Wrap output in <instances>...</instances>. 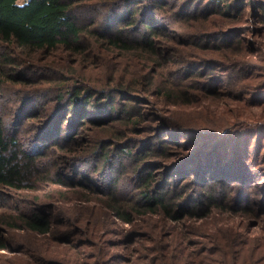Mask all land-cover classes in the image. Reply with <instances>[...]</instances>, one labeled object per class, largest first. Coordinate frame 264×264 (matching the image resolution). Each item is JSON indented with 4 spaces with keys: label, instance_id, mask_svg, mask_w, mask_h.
<instances>
[{
    "label": "trees",
    "instance_id": "1",
    "mask_svg": "<svg viewBox=\"0 0 264 264\" xmlns=\"http://www.w3.org/2000/svg\"><path fill=\"white\" fill-rule=\"evenodd\" d=\"M248 1L258 10L248 12ZM103 5L113 8L108 20L101 14ZM59 49L70 56L84 54V60L90 53L100 61L129 60V66L102 65L97 73L84 65L67 69L58 60L39 62L40 55L50 57ZM226 79L235 86L227 87ZM52 91L58 92L56 104L40 106L38 98ZM235 93L240 101L264 104V0H0V100L20 96L16 107L0 103V192L66 185L44 163L48 150L64 138L70 142L62 149L76 160L133 164L126 179L135 187L128 195L116 182L98 192L94 182L76 180L103 197L92 212L112 218L113 224L114 219L130 224L124 240L132 238L138 246L112 244L123 243L120 258L102 252L101 259L90 258L95 263L264 264V129L252 134L236 125L231 131L226 120L198 117L188 108ZM57 119L60 125L49 133ZM225 155L239 160L241 170L230 178L239 186L216 190L206 184L202 201L192 200L189 178L171 186L159 181L160 169L168 178L176 169L193 172V164L210 173L208 164L223 163ZM249 182L261 194L256 205L242 204ZM39 200L38 195L9 225L48 240L60 213ZM85 214L79 209L75 225L70 220L66 225L109 245L102 220H94L90 234L83 230ZM215 214L222 222L226 214L255 217L263 233L252 237L234 226H218ZM190 219L203 222L187 225ZM0 221L7 222L2 216ZM194 235L203 240L192 241ZM81 242L65 248L76 251L68 256L45 244L40 253L31 249L30 257L41 264H89V257L81 256ZM7 247L0 236V249Z\"/></svg>",
    "mask_w": 264,
    "mask_h": 264
},
{
    "label": "rangeland",
    "instance_id": "2",
    "mask_svg": "<svg viewBox=\"0 0 264 264\" xmlns=\"http://www.w3.org/2000/svg\"><path fill=\"white\" fill-rule=\"evenodd\" d=\"M250 2L252 1H248V4ZM108 9H105L104 5L100 9L102 16L106 19H109L110 15L113 13V8H111L110 11H108ZM246 9L248 10V12L253 13L254 10H258V5L250 3L246 6ZM85 15L87 14L85 13ZM260 43L261 41L258 40V43L256 44L259 45ZM83 55L84 54L79 56H70L69 52L59 49L58 51H54L50 55V57H45V55L43 54L40 55L39 62L46 63L50 60H58L62 61L65 65V68L67 69L73 68L72 66L84 65V67L88 68V70H96L97 73H99L100 70L103 69V66L106 65L110 67L111 65H117L120 66V69H126L127 66H129V64L126 63L129 60L124 61L117 58H108L104 61H100L94 53L89 54L91 56L89 58L91 59L84 60L85 57H83ZM254 58H256V56ZM22 61H28V58L22 57ZM224 84H226L227 87L231 86L229 88L235 86L230 79H226L224 81ZM15 86L18 88L20 85ZM219 87L223 88L225 87V85L219 84ZM20 88L21 87H19L18 89ZM57 95V91L46 93L43 97L38 98L39 105L42 106L43 104H45V107H52L56 104L55 100L57 98ZM19 98V95L14 94L12 97L1 99L0 103L5 108L16 107L18 104L17 100ZM188 108L190 111L196 112V115L198 117L202 115L215 120V122L216 117L226 120V123L229 122L228 124H230V127H232L229 129H233L231 131L237 130L236 125H241L252 134H254V132L256 131H261L262 129H264V104H252L249 101H240L238 93H235V95L230 98H216L211 100V98L209 97L206 102H204L203 100V102L199 103L198 106H191ZM43 116H45V114ZM25 122H27V120ZM13 123L14 122L8 120L9 127H16L15 123L17 122H15L14 124ZM57 124L60 125L59 120L56 122V126L54 123L52 127H49V133L56 130L55 127L57 128ZM245 134H247V132ZM69 142L70 141H64V138H62V145L52 146V148H50V150H48V152L46 153L47 155L44 159V163L47 164L48 171L51 173V175H60L64 177L67 181V183H65L66 185L59 186L51 184L46 186L44 185L40 188V190H5L0 192V216L5 217L7 220V222L0 221V236L2 237L3 241H6L8 243L7 248L0 249V264H41L38 259L30 257V251L31 249H33L37 253L39 249L40 253L41 248L45 246V244H51L53 249L62 250L65 252V255L68 256L69 254L76 251L74 249L67 250L65 248L71 249L70 247L73 246V242H76L77 240H82V242L79 243L81 247L80 250L81 252H83V254L81 255L82 258L87 259L89 257V264H102L101 261H97L95 263L97 259L102 258L100 257V254L102 252L108 253L110 255H116L120 258L119 254L123 253L124 251V247L121 244H131L132 238H126L124 240L125 233L131 227L130 224L123 223L118 219H114L115 223L113 224L112 218L106 217L103 219V214L99 212H96L94 214L92 212L95 206L94 203H100V200H102L103 197L87 191L86 189H84L86 185H83V182L76 180H86L94 182L100 188L98 192H102L103 189L110 187L111 183L116 182L118 184L117 186L122 188L126 192L125 194L128 195L131 189L135 187L134 184H130L126 179L132 171V162L127 160L121 163L117 159V162L115 164L110 163L112 165L109 164L108 166H104L100 163V161L76 160L73 157L74 154L67 151V149H62V147H65ZM37 146H46V143L38 142ZM225 157L227 159L223 160ZM222 160L224 161L223 163L217 162L216 164H208H211L213 166L210 173L205 172V170H207L205 166L199 168V166H195L193 164L191 165V168L194 169L193 172L190 173L186 168L176 169L172 172V176L168 178L169 174L166 172V170L160 169V171L157 172H162V174L159 176V181L166 182V186H171L172 184L180 183V181H182V183H185V180L189 178L190 180H192L191 184H188L190 194L193 196L192 200L196 202L200 200L202 201V191L204 189L207 190V185L210 183L214 184L213 188L216 190H224V186L226 187L229 184H233L232 186H239L238 182L232 183V180L230 179L237 174V171L239 172V170H241V167L238 166L239 160L236 158L230 159L226 155L222 158ZM206 163L208 162L205 161L204 164ZM155 167L156 166L151 167V169ZM229 171H232L233 173H229ZM218 175H220L222 179L217 180L216 176ZM210 177H214L215 179L207 183L210 180ZM224 182H227L228 184ZM76 185L83 188H78ZM246 192L247 194L245 195L242 204L256 205L258 199L261 198V194L256 193L257 191L251 187L250 182L246 187ZM38 195L40 196L39 201L41 203H52L57 207V213H60L58 219L55 220V228L51 233V239L48 240H45L42 237H35L31 233H29V231L23 229V227H18V225L15 228L9 225V222L14 220L16 214L21 215L23 212H27L29 204L32 201H35ZM192 196H190V198ZM79 209L87 213V215L85 214L81 216L83 218H80V220L85 222L83 225V230L84 228H86L89 234V226H91L97 220H99V224H101L102 220L104 230L106 228V231H108V233H106V238L110 242L109 245L102 243L101 241L103 240H98V238L94 239L93 241L91 237L85 239L86 237L84 235H80V233L75 230L72 231L70 229L71 226L66 225V222L69 220L71 221L70 225H75V223L77 222L75 220L78 218ZM98 210L102 213L104 212V208L100 207V205ZM55 211L56 210L53 208L54 213ZM90 214H93V217H90ZM216 215L217 214H215V216ZM224 216L227 218V222L218 220L216 216V225L219 226L224 224L226 226H234L235 228L239 229V231L246 232L252 237L259 236L263 233L262 224L255 217H249L241 214H226ZM17 222L20 223V221ZM202 222V220L190 219L187 220V225L199 226ZM175 224L177 225L178 230H180V228L184 229V227L182 226L183 223L176 222ZM190 239L192 241L203 240L196 235L191 236ZM85 240H88L89 243H86ZM119 242L123 243H120L118 246L112 245ZM146 244L152 245V243L150 242ZM129 246L135 249L138 247L136 246V242ZM91 257L98 258L94 261V259H90ZM114 262L115 261H109V263L107 264H114Z\"/></svg>",
    "mask_w": 264,
    "mask_h": 264
}]
</instances>
